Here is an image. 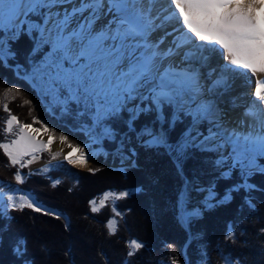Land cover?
Returning a JSON list of instances; mask_svg holds the SVG:
<instances>
[{"label": "snow or ice", "instance_id": "snow-or-ice-1", "mask_svg": "<svg viewBox=\"0 0 264 264\" xmlns=\"http://www.w3.org/2000/svg\"><path fill=\"white\" fill-rule=\"evenodd\" d=\"M158 3L159 0H0V61L7 63L15 55L11 45L21 35L33 40V52L37 46L47 47L49 51L39 64L33 65L31 76L48 98L49 106L61 115L70 113L73 103L78 109L82 106L77 115L91 118L86 131L93 144L115 139V131L106 121L127 112L130 130H135L141 115L153 116L141 126L138 137H147L143 139L145 146L164 148L172 154L178 171L182 172L191 149L221 153L217 166L227 171H221L220 177L229 179L232 171L238 170L242 180L241 185L225 193L222 201H217L227 202L232 191L254 187L248 184L252 175L264 174V80L254 83L256 100L245 108L249 121L245 130L227 127L215 101L205 97L217 94L219 89L227 91L237 78L247 79L248 72L264 73V0H166L157 7ZM169 25L171 31L166 30ZM160 30L163 34L153 39ZM213 59L217 64L208 73L211 83L206 87L200 68ZM8 92L19 95L16 89ZM165 109H170L171 115ZM5 111H9L6 105ZM181 117L190 118V124L181 138L170 142V132ZM33 124H40V128ZM41 131L50 133L47 144L32 135ZM5 132L16 138L0 142V149L13 166L20 168L31 164L37 152L50 150L55 142L54 129L35 118L32 123L21 124L10 114ZM59 140L67 143L68 137L61 133ZM68 146L79 153L75 159L73 152L65 156L69 164H85L95 155L94 151L84 152V148H90L88 143L83 147L71 143ZM222 150H227V156ZM25 156L32 159L25 161ZM23 178L18 170L16 181L22 182ZM128 195L105 193L100 205L105 206L109 198L124 199ZM214 195L212 186L204 201L206 207L215 206L209 202ZM89 203L96 212V200ZM9 207L56 215L42 209L30 192L2 185L0 209L6 211ZM112 211L120 215L115 205ZM199 215V210L194 209L182 220ZM114 224V220L108 222L113 232ZM129 246V257L144 247L136 239L130 240ZM224 264L230 262L225 260Z\"/></svg>", "mask_w": 264, "mask_h": 264}, {"label": "trees", "instance_id": "trees-1", "mask_svg": "<svg viewBox=\"0 0 264 264\" xmlns=\"http://www.w3.org/2000/svg\"><path fill=\"white\" fill-rule=\"evenodd\" d=\"M33 45L32 39L21 35L11 45L15 55L8 59V65L25 69ZM45 49L40 54L37 52V59ZM16 80L12 71L4 69L0 62V142L14 138L5 132L6 118L11 114L21 124L32 123L34 118L46 122V126L55 131L54 139L61 130L74 134L75 145L86 143L82 131L92 122L87 115H77L82 108L71 104L68 114L61 115L58 109H52L50 114L25 84L15 87ZM10 88L18 90L19 95L8 92ZM25 100L30 103L25 104ZM35 102H38L35 106H39L34 107ZM5 105L9 113L1 111ZM165 111L170 114V109ZM127 117V112H122L119 117L106 121L115 131V139L100 141L106 151L111 152L120 135L130 130ZM152 119L153 116L141 115L133 133L126 136L132 137ZM189 124L190 118L181 117L170 132V142L181 138ZM33 127L40 128V124ZM164 127L167 129L168 125ZM133 147L135 166L124 174L104 167L100 161L85 172L60 161L41 174L29 175L22 183L23 189L59 216L27 208L1 214L0 264H172L173 260L176 264H196L201 252L207 255L205 264H224L225 260L231 264H264V174L252 175L248 184L254 187L232 191L227 202L208 209L199 207L200 217L186 224L189 236L195 235L190 239L178 220V195L184 179L190 184L193 178L199 177L196 173L199 168H208L212 163L205 159L203 152L192 149L181 172L171 162L173 155L164 148ZM5 162L8 163V158L0 149L2 168ZM45 177L58 178L59 183L51 185ZM206 178H213L216 201L233 186L242 184L237 172L229 179L216 174ZM0 179L12 183L15 170L0 173ZM124 192L129 193L127 198H109L101 207L105 193ZM92 200L97 202L96 212L91 210L89 202ZM113 205L119 216L112 211ZM110 220L115 221L114 232L108 227ZM132 239L142 242L144 247L129 257Z\"/></svg>", "mask_w": 264, "mask_h": 264}, {"label": "rangeland", "instance_id": "rangeland-1", "mask_svg": "<svg viewBox=\"0 0 264 264\" xmlns=\"http://www.w3.org/2000/svg\"><path fill=\"white\" fill-rule=\"evenodd\" d=\"M167 40H168V38H167ZM33 46H32V48H33ZM44 48H40V47L37 46V50L35 52L32 51L31 53H29V55L26 58L27 61L25 63L26 64V68L25 69H27V70H25L24 68L21 69V66H19V65H16V66L13 67V66H9L8 63H4L2 61H0V62L2 63L4 69H8L9 71H12V74L17 77V80H16L17 81L16 82L17 86H15V87L19 88V86L21 87V86H23L25 84L32 91V93L36 97V99L39 100V103L43 107H46L47 108V112L51 114L52 108L47 104L48 102L44 98H42L40 96L41 95L40 94L41 88L38 86V83L36 81H34L32 76H31L33 65L34 64H39L43 60V58L45 57L47 51H49V49L46 47L45 51L43 52L42 57L40 56V58L37 59V57H38V56L36 57L37 52H38V54H40V52L42 50H44ZM216 64H217V60L215 59L213 67H215ZM22 66H24V64ZM210 67L212 68L211 63H210V65H207V70L209 72L211 71ZM201 74L203 76L202 72H201ZM18 79H20V80H18ZM30 79H31V81H30ZM204 83H205V86H206L207 82H206L205 79H204ZM233 86H234L233 89L235 88V92H237L236 95L239 96L240 99H241L240 103L242 102L241 103L242 106H244V107L248 106L251 103V101L249 102L250 92L246 91L247 88H245L246 87L245 84L242 83V77L237 78L234 81ZM222 96H223L222 90H218L217 96L215 97L217 101H215V103H216L217 107L221 110V112L223 113L222 120H223V122L226 125L227 123L230 122V119L227 116L228 114L226 113V109H224L223 103H225L226 101H224L222 99ZM210 97H211V94H208V95H206L205 98L209 99ZM36 103H38V102H35L33 104L34 107L39 106V105L35 106ZM136 103H138V101ZM72 105H75V104L73 103ZM129 107H131V105H129ZM227 107H229V106H227ZM81 108H82V106H81ZM1 111L9 113V111H5V107L4 106L1 107ZM169 115H171V111H170ZM9 117H10V115H7L6 121H7V119H9ZM87 117H88V119H90V117L88 115H87ZM90 126L91 125H88V127H90ZM155 127L158 129L159 125H156ZM5 128H6V122H5ZM140 129L136 133H134V135L132 137L126 136L129 132L133 133L132 130L126 131V133H122L120 135L119 139L116 141L115 147H114V149L111 152L106 151L102 147L101 142L94 143V144L91 143L89 135H88V132L86 131V128L83 129L82 135H83V137H85L86 143L90 144V148H84V152L86 154L89 153L90 151H94V152L97 153V157L92 161V163L88 166L87 169H81V168L73 166L72 164H69L66 159H63L60 156V152L59 151L53 152V150H52L53 149V144L61 143L60 140H59V135L61 133H63L65 136L68 137V142L67 143H63L64 147H69L68 146L69 143H71L73 146H77V145H75V140H73V139H75L74 134H71L70 132H69V134H67L65 132H62L61 130H58L57 136L55 137V142L53 144H51L50 150L49 149H45L42 152H37L35 154V159H32V157H30V156H26V158L24 160L27 161V160L32 159V163L27 165L24 168H20L19 165L13 166L11 164L8 156L6 155L7 158H8V163L5 162L4 168H2V165H0V173H4V171L5 170L7 171V169H8V171H11V170L14 169L15 173L19 170L22 174H24V178H23L22 182H17L16 179H14L12 183L4 182L1 179H0V182H2L4 184H7V185H12L14 188H18V189H21L23 191H26V190L23 189L22 183L24 182L25 179H27L29 177V175L41 174L42 172L47 170L51 164L56 163V162H60V161L65 162L67 165H69L70 167H72V168H74L76 170H80V171H84V172L88 171V169L92 165H94L97 161H100V163L103 164L104 167L122 173L120 170H118V169H121L118 166L121 165L126 158H127V160L131 159L133 164L130 167H128L127 169H124V171L132 169L135 166V163H134L135 151H134L133 145H135V147L145 146V144L142 143L141 138L138 137V133H139ZM201 130L202 131L204 130V126H202ZM13 131L14 132L17 131V126L15 124L13 125ZM72 132H75V131H72ZM6 134L8 136L13 135L11 133H6ZM39 134H43V135L47 136L48 140H49L50 133H45V132L41 131ZM13 137H14L13 139L16 138V136H14V135H13ZM84 144H81L80 147H83ZM121 145H123V147H121ZM194 149L199 151V152H203L205 154L204 155L205 159L210 161L212 164L208 168H199L197 170V172H196V173H198L199 177L193 178L191 180L190 184L186 183L187 180L184 179L183 180L184 189H183V186H182V190H181V192L178 195V200H177L178 220H179L180 225L182 226V228L185 230V232L187 234V238L190 237V239L195 238V235L188 236V233H187L188 229L186 227V224L190 220H197L200 217V215L196 216V217L186 218V219L182 220V216L184 215L183 214L184 213V205H183V203L185 202V198H184L185 194L186 193L195 194L196 191H197L196 190L197 184L200 185L201 187L205 188L206 190L207 189L209 190L210 187L214 186L213 178H206V176L207 175L216 174L219 178H221L220 177V172L221 171H227V169L224 168L223 166H220V167L217 166V161L220 159L221 153L216 152V151H201L198 148H194ZM222 152H223V154L225 156H227L228 153H226L225 150H222ZM168 154H170V153H168ZM54 155L56 156V159L53 160L52 156H54ZM172 159H174V156H173ZM261 162H263V161H261ZM175 169L177 170L176 167H175ZM236 172L239 173L238 170H233L231 175L236 173ZM255 174H261V173H255ZM45 179L49 180L51 185H56L57 183H55V182L59 181L58 178L48 179L47 177H45ZM26 192H28V191H26ZM208 196H209V194H208ZM208 196H206L205 198H207ZM192 198H194V200H193L194 203L193 204H194V208L195 209H198L199 207H202L203 209H208L209 208V207L205 206V203H204L205 198H199V197L195 198V196L192 197ZM223 198H224V196L221 197L217 201H222ZM217 201H216L215 195H214V198L209 200V202L214 204V205L215 204L216 205L220 204ZM222 203H225V202H222ZM41 207H42V209H47L50 212H53V213L56 214V215H52V216H59V214L56 211L48 209V208H46L43 205H41ZM24 209H26V208H24ZM27 209H29V208H27ZM8 210H14V209H12L11 207H9L6 211L3 210V209H0V215L1 214L4 215ZM40 213H43V211H41ZM188 243H186L185 247L188 245ZM185 247L183 249H185ZM200 255H201V257L198 258V261H197L196 264H205L207 262V259H206L207 255L204 252H201ZM183 256H184V250H183Z\"/></svg>", "mask_w": 264, "mask_h": 264}, {"label": "bare ground", "instance_id": "bare-ground-1", "mask_svg": "<svg viewBox=\"0 0 264 264\" xmlns=\"http://www.w3.org/2000/svg\"><path fill=\"white\" fill-rule=\"evenodd\" d=\"M165 3H166V0H159V3L157 5V7H159L160 5H163ZM105 22H106V20L100 21L98 23V26H99V24H103ZM166 30L167 31H171V26L169 25ZM162 34H163V30L157 31L156 33L153 34V39H155L156 37H159ZM171 39H172V37L169 36L168 40H171ZM177 59H179V58H177ZM214 61H215V59H213L211 61V63L214 62ZM197 66L199 67V65H197ZM200 69H201L200 72L203 73V76H202L203 79H205L206 82H207L206 86H208L211 83V81L208 79L209 71L207 70V66L201 67ZM250 74H251V76H250ZM258 79L259 80H264V73H257L255 75H253L251 72H248V78L247 79L245 77H242V83H244L245 86H246L245 88H247L246 91L250 92V101L251 102L256 100V97L254 95V90H255L254 83ZM249 80L251 82H249ZM233 87L234 86L232 84V86L227 91H225L223 89H219V90H222V92H223L222 99L224 101H226L225 103H223L224 109H226V113L228 114L227 116L230 119V122L227 123L226 126L227 127H232V128H239L240 130H245L247 128V124L249 123L248 119L244 115L246 107L242 106V104H241L242 102L240 103L241 99H240L239 96L236 95L237 92H235V88L233 89ZM249 87H250V89H249ZM216 96H217V94H211V97L209 99L217 101L216 98H215ZM227 106H229V107H227ZM32 135H34L37 140L43 141L45 144L48 141V137L43 135V134L33 133ZM143 139H147V137L141 138L142 143H143ZM52 150H53V152L59 151L60 152V156L63 159H65V156H67L69 152H73L72 148L64 147V145L62 143L53 144V149ZM225 152L228 153L227 150H225ZM78 155H79V153L73 152V159H75L76 156H78ZM96 157H97V153L95 152V155L94 156H90V158L88 159L87 163H85V164L73 163L72 165L75 166V167L81 168V169H87L88 166L92 163V161ZM132 164H133L132 160L131 159L127 160V158H126L123 161V163L121 165H119L118 167L124 170V169H127L128 167H130ZM2 185H7V184H4V183L0 182V186H2ZM7 186L14 188L12 185H7ZM197 189H200V190H197ZM7 190L8 189L5 188V191H7ZM196 190L197 191H196L195 194H193V193L192 194H189V193L185 194V196H184L185 202L183 203V205H184V213L183 214L190 213V212H192L195 209L194 208V204L192 203V201L189 200L190 197H194L195 196V198H198V197L199 198H205L209 194V190L208 189L206 190L205 188L201 187L198 184H197ZM193 200H194V198H193Z\"/></svg>", "mask_w": 264, "mask_h": 264}, {"label": "water", "instance_id": "water-1", "mask_svg": "<svg viewBox=\"0 0 264 264\" xmlns=\"http://www.w3.org/2000/svg\"><path fill=\"white\" fill-rule=\"evenodd\" d=\"M171 161H172V163L174 164V166L177 168V164L174 162V159H172V158H171ZM118 170H120L122 173H125V171H124V170H122V169H118ZM183 189H184V186H183ZM189 200H190V201H192V203H194V201H193V198H192V197H190V198H189ZM57 215H58V214H57ZM187 231H188V230H187ZM187 233H188V236H189V232H187ZM188 241H189V240H187V242H186V243H188Z\"/></svg>", "mask_w": 264, "mask_h": 264}, {"label": "built area", "instance_id": "built-area-1", "mask_svg": "<svg viewBox=\"0 0 264 264\" xmlns=\"http://www.w3.org/2000/svg\"><path fill=\"white\" fill-rule=\"evenodd\" d=\"M29 75H30V74H29ZM23 77H24V76H23ZM30 81H31V79H30ZM40 94H41L40 96H41L42 98H44V99L48 102V98L43 94L42 90L40 91ZM41 97H40V98H41ZM42 98H41V99H42ZM47 104L49 105V102H48ZM90 120H91V118H90ZM91 121H92V120H91Z\"/></svg>", "mask_w": 264, "mask_h": 264}]
</instances>
